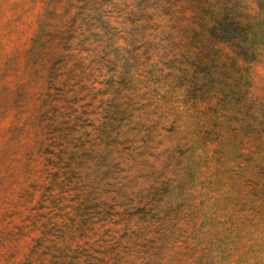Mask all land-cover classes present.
I'll use <instances>...</instances> for the list:
<instances>
[{"label": "rangeland", "instance_id": "374dc122", "mask_svg": "<svg viewBox=\"0 0 264 264\" xmlns=\"http://www.w3.org/2000/svg\"><path fill=\"white\" fill-rule=\"evenodd\" d=\"M0 264H264V0H0Z\"/></svg>", "mask_w": 264, "mask_h": 264}]
</instances>
